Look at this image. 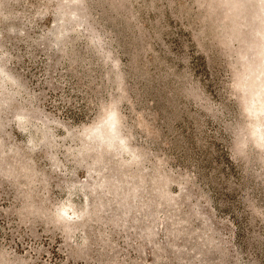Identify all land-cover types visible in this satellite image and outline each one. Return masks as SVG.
I'll use <instances>...</instances> for the list:
<instances>
[{"label": "rangeland", "instance_id": "obj_1", "mask_svg": "<svg viewBox=\"0 0 264 264\" xmlns=\"http://www.w3.org/2000/svg\"><path fill=\"white\" fill-rule=\"evenodd\" d=\"M0 264H264V0H0Z\"/></svg>", "mask_w": 264, "mask_h": 264}, {"label": "trees", "instance_id": "obj_2", "mask_svg": "<svg viewBox=\"0 0 264 264\" xmlns=\"http://www.w3.org/2000/svg\"><path fill=\"white\" fill-rule=\"evenodd\" d=\"M40 17L42 16V14L41 15H39ZM27 145H30V144H27ZM34 148L35 149H37V148H39V144L38 143H36L35 145H34ZM5 178H7V177H5Z\"/></svg>", "mask_w": 264, "mask_h": 264}]
</instances>
